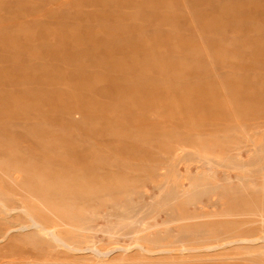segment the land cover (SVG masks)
Instances as JSON below:
<instances>
[{
  "label": "rangeland",
  "instance_id": "rangeland-1",
  "mask_svg": "<svg viewBox=\"0 0 264 264\" xmlns=\"http://www.w3.org/2000/svg\"><path fill=\"white\" fill-rule=\"evenodd\" d=\"M0 199V264H264V0H0Z\"/></svg>",
  "mask_w": 264,
  "mask_h": 264
},
{
  "label": "bare ground",
  "instance_id": "bare-ground-1",
  "mask_svg": "<svg viewBox=\"0 0 264 264\" xmlns=\"http://www.w3.org/2000/svg\"><path fill=\"white\" fill-rule=\"evenodd\" d=\"M1 200V199H0ZM7 200V199H6ZM8 201V200H7ZM16 210V209H15ZM28 212V211H27ZM264 218V217H263ZM41 228V227H40ZM44 228H42V231H43ZM10 233V232H9ZM44 234H48L50 236V238L56 242V243H59V244H63L64 243V240L59 236V234H57L55 231H51V232H46ZM45 238V237H44ZM260 239L263 241L264 243V235L262 237H260ZM260 240V241H261ZM237 242L239 243H242V242H246V243H251L252 241L254 240H248V239H236ZM261 241V242H262ZM234 242V241H233ZM56 245V244H55ZM147 250V249H146ZM198 250V249H197Z\"/></svg>",
  "mask_w": 264,
  "mask_h": 264
}]
</instances>
